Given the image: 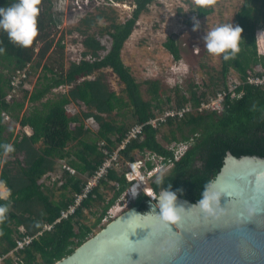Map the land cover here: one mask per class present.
<instances>
[{"label": "trees", "instance_id": "obj_1", "mask_svg": "<svg viewBox=\"0 0 264 264\" xmlns=\"http://www.w3.org/2000/svg\"><path fill=\"white\" fill-rule=\"evenodd\" d=\"M11 2L0 0V5ZM133 2V16L125 22L112 17L104 7L98 14L88 13L77 27L69 30L81 33L83 38L78 43L84 48L80 61H71L70 65L66 34L57 39L54 31L62 23L57 0H39L38 33L30 46L19 47L9 41L6 32L0 31V183L11 190L7 201L0 200L9 206L7 218L0 221V264H55L71 255L91 238L107 211L131 186L126 177L127 163L135 161L137 152L150 150L165 156L168 162L175 156L169 144L193 140L186 154L163 175L164 185H157L155 180L150 183L155 192L168 184L173 190L182 188L183 192L178 191L177 195L193 203L206 182L216 180L229 153L264 157V86L247 83L252 74L264 75V0H245L236 14V22L242 28L238 53L228 60L222 54L220 74H213L203 90L192 83L191 96L180 84L172 88L175 95L170 94V88L160 78L140 82L124 61V48L140 18L159 0ZM214 3L212 0L194 11L204 17L215 11ZM104 20L113 22L101 25ZM105 35L110 37L111 47L104 43ZM165 46L176 60H182V46L174 34L169 35ZM41 68L44 73L35 89H26L25 84ZM109 71L119 78L122 91L113 87ZM234 72L238 81L233 78ZM24 73L26 76L21 78ZM18 78L21 82L17 87L14 82ZM237 82L243 83L237 89L244 92L243 96L234 100L228 96L222 113L199 108L204 101L231 90ZM145 84L148 99L143 91ZM62 87H68V92L50 97ZM19 91L24 93L21 99ZM73 103L81 111H70L68 107ZM188 105L191 109L183 116H169L158 126L152 123L165 110ZM4 113L21 125L19 130L11 128ZM91 119L99 124L98 131L88 125ZM138 125L143 126L142 133L123 148ZM28 127L33 134L28 133ZM4 144H11L12 150L5 151ZM115 152L119 160H112L76 212L62 218V211L75 203L89 178ZM62 161L76 173L64 169ZM120 161L123 169L118 168ZM148 167L154 165L150 162ZM53 175L59 176L53 187L61 190L58 200H54L49 182ZM106 189L114 192L110 199ZM150 201L151 197L143 193L130 202L127 210L136 207L147 212ZM89 214L97 215L92 224L88 222ZM46 225L52 228L46 229ZM25 237H30L31 243L18 249V240Z\"/></svg>", "mask_w": 264, "mask_h": 264}, {"label": "water", "instance_id": "obj_2", "mask_svg": "<svg viewBox=\"0 0 264 264\" xmlns=\"http://www.w3.org/2000/svg\"><path fill=\"white\" fill-rule=\"evenodd\" d=\"M211 187L222 193L215 216L177 195L190 205L165 223L150 201L149 212L129 209L55 264H264V157L229 153Z\"/></svg>", "mask_w": 264, "mask_h": 264}, {"label": "rangeland", "instance_id": "obj_3", "mask_svg": "<svg viewBox=\"0 0 264 264\" xmlns=\"http://www.w3.org/2000/svg\"><path fill=\"white\" fill-rule=\"evenodd\" d=\"M214 1L215 11L204 17H199L194 9H191L193 7V0H159V2L150 6V10L144 13L140 18L134 34L126 43L123 51L124 61L131 67L133 73L140 82H145L148 79L160 78L167 87L170 88V94L175 95L176 92L172 88L180 84L191 96L190 86L192 83H197L200 85V89L203 90L206 88L205 84L211 82L213 74H220L222 54H210L205 47L202 37L208 28L218 23L231 21L233 24H237L236 14L244 5L245 0ZM57 7L58 11L61 13L62 23L54 31L55 34H57V39H60L63 34H66L65 41L67 45L66 53L68 65H70L71 61L77 60L84 49L83 44L81 42L78 43V39L83 38L81 33L78 31L70 33L69 30L77 27L88 13L95 12L98 14L100 13V8L104 9V7H106L108 8V14L117 18L120 22H125L133 16L136 8L133 0H125L123 2H118L116 0H57ZM194 16L200 21V26L196 29L193 28V24L195 23L193 20ZM112 22V20H104L101 22V25H109ZM171 34L177 37L182 46L183 58L180 61L176 60L175 56L165 46V42ZM103 41L111 47L112 42L108 35L103 37ZM56 56H59V54H56ZM43 73L44 70L41 68L39 73L33 76L29 83L25 84V88L33 91ZM232 75L235 80H238V74L236 72ZM109 78L113 87L117 91H122L123 85H121L119 78L110 71ZM68 90V87H62L58 89L55 94L50 95V97H55L59 93L68 92ZM143 91L145 97L147 99L150 98L148 86L146 84L143 86ZM17 95L21 99L24 93L19 91ZM29 107H31V104H28L27 109H29ZM68 109L74 113L81 111V108L76 104H71ZM164 114L165 113H161L160 116ZM8 122L11 128L16 127L19 130L21 127L14 119ZM88 125L96 131L100 128L97 121L95 122V119L89 120ZM26 129L28 133L32 132L31 128L28 127ZM73 145L74 143L71 144V147ZM170 145L171 144H169V146ZM142 156L140 152L136 153V159H140ZM119 164L118 168L123 169V161H120ZM172 168L173 165L167 163L160 172L162 171L163 175H165L170 172ZM129 169L128 166L127 171H129ZM140 172L144 181H142L143 178L140 179L142 182L139 181L140 187H142L140 188L139 194L134 196L132 192L128 193L127 190L125 192L126 194L124 193L111 210L115 211L117 215L120 216L128 211L129 209L127 210V208L130 202L136 200L144 192H147V187L151 188L150 183L155 180V176L150 179V177L147 176L145 168L140 170ZM160 172H157V174ZM58 177V175H53L49 178L50 185H52L51 188L54 192V200H58L61 195V190H58L56 187L53 188ZM127 179H135V181H137L135 171L132 172ZM2 187L7 188L3 183H0V189H2ZM104 191L107 193V199L113 196V191L109 189ZM94 209L99 211V207H95ZM89 217L90 220L88 222L91 224L97 219V215L89 214ZM105 226L106 225L101 224L97 226L91 238Z\"/></svg>", "mask_w": 264, "mask_h": 264}, {"label": "clouds", "instance_id": "obj_4", "mask_svg": "<svg viewBox=\"0 0 264 264\" xmlns=\"http://www.w3.org/2000/svg\"><path fill=\"white\" fill-rule=\"evenodd\" d=\"M211 2L212 0H193V7L191 9L198 10L199 7ZM38 4L39 0H12L6 6L0 5V31L6 32L10 42L22 48H26L32 44L38 33L37 18L40 11ZM193 20L195 21L193 28H199L200 21L195 16ZM241 32L242 28L239 24H233L231 21L223 22L208 28L204 32L202 39L210 54H223V58L228 60L234 58L239 51ZM0 51H3V49L0 48ZM12 147L11 144L3 145L5 151L12 150ZM155 183L157 185H164L162 171L155 176ZM211 184L212 181L206 182L201 190L199 199L195 203H191L198 204L205 216H215L219 211H222L220 207L222 193L214 190ZM138 185L135 184L130 189L134 196L137 194ZM178 191L183 192V189L173 190L171 184H168L165 187H160L158 192L152 189L144 192L154 199L150 211L155 213L161 222L167 223L179 220L181 213L190 205L185 203V201L177 202ZM10 194V189H0V200L7 201ZM8 212V204L0 203V221L7 218Z\"/></svg>", "mask_w": 264, "mask_h": 264}, {"label": "built area", "instance_id": "obj_5", "mask_svg": "<svg viewBox=\"0 0 264 264\" xmlns=\"http://www.w3.org/2000/svg\"><path fill=\"white\" fill-rule=\"evenodd\" d=\"M80 59H81V55L77 59V61L78 60L80 61ZM25 76H26L25 73L21 74V78L25 77ZM20 82H21V79L18 78L17 81L14 82V84L18 87ZM247 83L255 85V86H264V75L252 74L248 78ZM241 84H243V83L237 82L236 84H233L231 90L224 91V92L220 93L217 97H214L213 99L208 100V101H204L202 103V105L199 106V108L200 109H208L210 111L222 113V111L224 109L225 101L228 98V96H231L230 97L231 100L240 99L243 96L244 92H238L237 91V89L239 88V86H241ZM16 90L17 89H15V91H13V93H11V95L9 96L10 98H12L15 95ZM190 109H191L190 105L184 106L183 108H177V109L176 108H169V109L165 110L166 112L164 115L158 116V118L154 119L152 123L155 126H158L160 124V121L166 120L169 116H177V115L183 116ZM4 115H5L7 121L13 120L11 115H9L7 113H4ZM95 122H96V120H95ZM142 131H143V126H141V125H138L135 128H133L128 139L125 141V143L123 144L122 147L124 148L126 146V144L128 142H130L132 139L138 138L139 134H141ZM192 143H193V140H190V141H174L173 143H171L169 148L174 151L175 156L173 158H171L168 162L166 161V157L159 154V153L157 154V153L150 151V150H147L146 152L141 153L143 155L142 158L135 159V161L127 163L130 169H129V171L126 172V177L129 178V175L135 171L134 165H136L139 172H140V170L145 168V170L147 171V176L150 177V179L153 178V176H156L157 172H160V170L163 169L165 164L170 163V164L174 165L176 163V161L180 160L186 154L188 149L192 146ZM112 160H115V161L119 160L118 152H115L113 157L110 160H108L105 163V165L94 176L89 178L87 185L84 189V192L77 196L75 203L73 205H71L67 210L62 211V218H68L69 216L73 215L76 212V209L78 208V206H80L82 200L85 197H87L89 192H91V190L94 187H96L98 185L100 179L103 177L104 173L106 172V169L111 166ZM150 162L154 165L153 168L148 167ZM61 163H62L64 169L66 168L67 170H70L72 174L76 173V170L71 168L69 165H67L65 163V161H62ZM130 181L133 182L132 185L130 186L132 188L136 184L137 181H135V179L130 180ZM131 188L127 189L128 193H131V190H130ZM151 189H152V187H151ZM146 191H148V189H146ZM123 195H124V193H123ZM121 197L119 199H121ZM151 199L154 200L152 197H151ZM118 200H117V202H118ZM113 206L107 211L105 216L102 218L101 225H107L108 223H110L112 220H114L116 217L119 216L115 213V211H111ZM45 228L51 229L52 226L46 225ZM20 229L22 232L25 231L23 227H21ZM31 241H32V239L30 237H25L22 240H18V242H17L18 249H22L25 245L30 244ZM2 259L3 258L0 257V262H2Z\"/></svg>", "mask_w": 264, "mask_h": 264}, {"label": "bare ground", "instance_id": "obj_6", "mask_svg": "<svg viewBox=\"0 0 264 264\" xmlns=\"http://www.w3.org/2000/svg\"><path fill=\"white\" fill-rule=\"evenodd\" d=\"M134 167H135V174L137 175V183L139 184V181H140V179L141 178H143V176H142V174H141V172H139V170L137 169V167H136V165H134ZM138 177H140V178H138ZM139 179V180H138ZM142 181H144V178H143V180ZM141 182V181H140ZM136 183V184H137ZM140 188H142V187H140V184L138 185V193L140 192ZM146 189H151V188H149V187H147ZM137 193V194H138Z\"/></svg>", "mask_w": 264, "mask_h": 264}, {"label": "crops", "instance_id": "obj_7", "mask_svg": "<svg viewBox=\"0 0 264 264\" xmlns=\"http://www.w3.org/2000/svg\"><path fill=\"white\" fill-rule=\"evenodd\" d=\"M261 31H264V30H261ZM73 104H74V103H73ZM29 128H31V127H29ZM31 130H32V132H30V134H33V129L31 128ZM3 187H4V186H3ZM3 187H2V189H4Z\"/></svg>", "mask_w": 264, "mask_h": 264}, {"label": "flooded vegetation", "instance_id": "obj_8", "mask_svg": "<svg viewBox=\"0 0 264 264\" xmlns=\"http://www.w3.org/2000/svg\"><path fill=\"white\" fill-rule=\"evenodd\" d=\"M174 165H175V164H174ZM174 165H173V166H174ZM116 218H117V217H116ZM116 218H115V219H116ZM112 221H113V220H112Z\"/></svg>", "mask_w": 264, "mask_h": 264}]
</instances>
